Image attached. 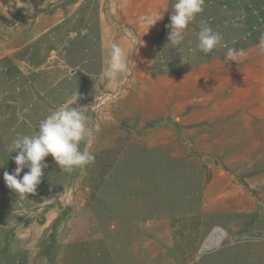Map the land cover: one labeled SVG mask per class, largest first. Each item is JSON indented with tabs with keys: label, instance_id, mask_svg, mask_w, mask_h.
I'll return each mask as SVG.
<instances>
[{
	"label": "rangeland",
	"instance_id": "374dc122",
	"mask_svg": "<svg viewBox=\"0 0 264 264\" xmlns=\"http://www.w3.org/2000/svg\"><path fill=\"white\" fill-rule=\"evenodd\" d=\"M121 1L0 0V257L28 244L35 263L67 264V256L76 250L66 245L75 237L79 243L86 241L77 250L80 257L96 255L91 242L99 241L117 264H264V51L260 44H249L235 60L226 57L233 38L254 29L264 34V0L258 1L257 14L233 6L248 0H205L204 12L176 47L169 44L166 27L175 0H136L126 9ZM162 12L154 25L143 22ZM54 14L55 21L68 24L52 31L46 19ZM102 19L136 44H157L163 77L148 91L149 99L132 108L134 119L147 115L146 124L132 132L120 128L125 135L120 152L103 159L105 164L84 168L80 177L85 180L75 197L78 206L49 195V190L62 191L68 179L51 155L45 158L48 167L35 193L11 190L4 172L12 174L17 167L12 141L17 134L37 132L40 122L30 120L28 110L46 113L49 105L60 107L48 104L55 97L51 86L64 84L49 68L63 71L61 62L71 63L69 51L60 47L65 33L84 27L92 33ZM201 21L223 37L221 46L207 56L196 48ZM35 42L30 51L35 66L20 74L7 65L13 51ZM203 58L204 66L187 65ZM29 72L34 85L19 95L16 88L24 85ZM35 96L37 103L47 104H28ZM114 99L110 103L123 100L125 109L130 107L128 92L119 89ZM109 106L97 109L98 120L110 115ZM120 119L111 123L120 127ZM48 170L54 172L47 175ZM94 179L99 181L95 184ZM50 207L59 211L47 221ZM78 212L79 226L72 225Z\"/></svg>",
	"mask_w": 264,
	"mask_h": 264
},
{
	"label": "crops",
	"instance_id": "0c3cea01",
	"mask_svg": "<svg viewBox=\"0 0 264 264\" xmlns=\"http://www.w3.org/2000/svg\"><path fill=\"white\" fill-rule=\"evenodd\" d=\"M140 1L141 0H137V2ZM211 1L213 3L217 2V0H211ZM258 1L259 0H248L247 2L246 1L234 2L233 6L235 7L236 4H239V9H246L247 12L249 13L252 12V14H257L256 10H258L259 12V10L261 9V4ZM121 2H122L121 4H123L125 7L124 9H126L127 7L131 8L130 3H132L133 5L134 3H137L136 0H122ZM151 9H154V6H151ZM55 16L56 15L54 14L50 20L46 19L47 22L49 21L48 26L51 27L50 29L52 31L55 28L57 30L58 29L60 30V28H63L66 24H68V20L67 22H63V19L55 21ZM251 18L254 17L251 16ZM98 19L100 18L98 17ZM62 22L63 24L61 25L60 23ZM241 24H247V23L242 21ZM95 27H96V31L92 33H90V30L92 29L91 27L89 28L84 27L85 29L82 28L80 30L71 28L69 32L65 33L66 38L65 39L63 38L62 39L63 41H61V44L60 43L59 44L61 49H64V53L69 51L68 60L71 63L69 64V63L61 62V67L62 65L64 67L63 71L60 69H57L58 71H56L55 69L49 68L50 72L52 73L55 72L60 74L64 84L60 88H55L51 86L52 89L51 94L54 95L55 97H52L51 102L49 101L48 104H54L56 106H67L71 101L73 95L78 92L79 99L77 101V105L85 106V109L87 110L88 115L90 117V126H92L95 130V140L93 141V143L89 146L86 145L84 142H82L80 145L81 150H88L95 156V162L92 164H96V163L105 164V162L102 163L103 159L111 160L112 157L117 152H120V147L125 137L124 132L120 128H123L124 130L128 129L130 132H132L134 130L137 131V129L141 130V128L146 124V122L144 121H147L146 119L147 115H145L144 118L141 116L140 119H134L133 118L134 113L132 112L133 111L132 108L135 105H138V103H140L141 101H143V99L144 100L149 99L148 97L150 96L148 94V91H150L153 88L152 86H154V84L158 83L161 77H163L162 74L164 73V70L162 71V68L158 65L160 60H158V56H157L158 53L157 44L156 46H152V44L148 42L141 43L140 45L139 43L136 44L134 42L135 39H133V37L131 36L129 37L127 33H122L118 31L116 32V30L112 29L109 23L108 22L106 23L105 20L103 19L99 20V24H97L96 22ZM241 36L243 38H239V37L236 39L233 38L232 39L233 45L228 48L234 50V56L237 53L243 51L242 49H246L244 46H248L249 44L251 46L259 45V44L261 45V40L262 38H264V34H260L255 29L254 31H251V33H246V35L244 36L242 34ZM85 38L87 39L85 40ZM35 41H39V40H35ZM110 43L119 44L127 51L129 56V64L131 68V71L127 74V76H125L121 80L119 87L115 89L108 88L106 86L107 81L101 79V73L105 67V60L108 56ZM31 47H37V42L27 46L26 49L13 51L12 54L13 59L11 60V58H8V60H6L8 63L7 65H11V69L13 67L14 68L17 67L19 69L20 74L22 72L25 73V70L29 68L28 66H30L31 68L32 66H35L36 64H33L35 62L34 60L31 59L30 56V51L32 49ZM226 49L227 48H225V50ZM158 50H159V46H158ZM84 53H88L86 59L84 57ZM226 57L229 58L227 56V52H226ZM205 62L206 61L203 58L198 62L190 61L189 64L187 65L192 66V68L190 69H193L194 67H198L202 65L204 66ZM17 64L19 65L17 66ZM156 65L159 66V69H154V66ZM41 66H42L41 71L45 73L46 71L43 70L45 69V67L43 65ZM29 75L30 72L26 76ZM79 75L81 78H79ZM32 78H33L32 76H29L27 80L24 79L23 81L24 85L16 88L17 91L21 90V93L19 95H21L22 92L23 95L27 94V92H25L24 89H27V87L28 88L33 87L34 85L33 82L35 79ZM82 80L83 82H81ZM85 80H89L90 82L87 81V84H85L84 83ZM44 83L45 82H43V84ZM47 85L48 83H45L46 87ZM119 89H121L122 92L124 93L125 91L128 92V95L130 96V100H131V102L129 101L130 107L127 110L124 107L123 100H120L117 105L115 103L114 104L110 103L112 101H116V99H114V96L116 92L119 91ZM83 91H86L85 94H81V92ZM40 98L43 99V96H40L39 99ZM29 99L30 100L28 104H38V103L47 104V102L46 101L43 102V100L37 103L36 96L35 98L32 99L29 98ZM139 99L140 101L138 102ZM105 104L111 105L109 106L110 115L109 116L105 115V117L103 118L100 117L99 118L100 120L104 119V121L101 122L96 118V116L98 115L97 112H99L97 109L100 110L102 109L104 111L105 108H102L100 106H103ZM50 110H53L52 108H50V105L46 110V113L45 112L43 113L40 109L39 111L29 109L28 111H30V114L28 115V117L30 120H34L35 122L36 121L41 122V120H43L47 116ZM125 111H127L126 114ZM150 112L152 113L153 111L151 110ZM43 115L45 116L43 117ZM21 116L19 118H21ZM118 119L121 120L120 127L117 126L116 124L115 125L112 124L115 120ZM36 130L37 129H35V131ZM120 131L123 135L120 133ZM120 135H122V137H120ZM84 168L75 169L70 173L62 172V170H60L61 174L65 173V178L66 177L68 178L64 182L65 187L63 188L62 186H60V188H62V191L56 194H52L51 193L52 191L49 190V195L54 196V198L58 197L57 200L59 201L63 199L66 201L70 200L72 201L73 205L78 206L79 198H75V197H79V186L82 185V183H84L85 180V177H80L81 174H85ZM51 171L52 170L50 171L48 170L47 175H50L52 172H54ZM63 181L64 180H62V182ZM94 181L96 184V182H98L99 180L94 179ZM71 194H73L74 197ZM86 195H89L87 191H85L84 196L86 197ZM48 198H51V196H48ZM72 203L68 205L70 206L72 205ZM49 210L50 212L47 221L49 219L51 221L53 218H56L58 215L57 213L59 211L58 209L52 207H50ZM77 211H79V209ZM73 219L75 220L72 225L79 226V212ZM47 221L45 217L44 227L49 225V222ZM31 228L33 229V227ZM73 235H75V233ZM85 242L86 241H81L79 243V241H77L75 237L72 238L71 242L69 239V243L66 245V248L69 247L68 250L75 249L76 254L72 251L71 253L75 255L67 256V264H117V262H115V259L109 254L108 248L99 241L91 242V246L97 250L96 255L80 257L77 250L79 251V247H82V245H84ZM104 247L105 249L103 250ZM33 249H34L33 247L29 248L27 244L26 246L22 247L20 251L15 250L14 252H11L10 255L6 256V258L3 260L0 257V263L1 264H37L34 262V259L32 258L34 256Z\"/></svg>",
	"mask_w": 264,
	"mask_h": 264
},
{
	"label": "clouds",
	"instance_id": "9594fccd",
	"mask_svg": "<svg viewBox=\"0 0 264 264\" xmlns=\"http://www.w3.org/2000/svg\"><path fill=\"white\" fill-rule=\"evenodd\" d=\"M205 0H175L170 23L168 40L173 47L179 46L185 39V31L204 12ZM163 13L143 18L148 26L163 18ZM222 34L215 31L207 22L201 21L196 33V48L207 56L222 44ZM168 44V45H169ZM264 51V38L261 40ZM227 56L233 60L234 50L229 49ZM131 71L127 51L119 44L110 43L105 67L101 79L106 80L110 89L118 88L121 80ZM78 92L67 106L53 109L39 123L34 134H17L11 145V153L17 152L14 172H4V181L8 188L19 194L35 193L44 176L43 169L48 167L45 158L51 155L62 172H72L95 162V156L88 150H81V143L91 145L95 140V130L90 126V117L85 106H78ZM27 168L22 178L21 172ZM251 238V237H250Z\"/></svg>",
	"mask_w": 264,
	"mask_h": 264
},
{
	"label": "water",
	"instance_id": "95a60500",
	"mask_svg": "<svg viewBox=\"0 0 264 264\" xmlns=\"http://www.w3.org/2000/svg\"><path fill=\"white\" fill-rule=\"evenodd\" d=\"M249 237H251V238H260L261 236L260 235H250Z\"/></svg>",
	"mask_w": 264,
	"mask_h": 264
},
{
	"label": "bare ground",
	"instance_id": "6f19581e",
	"mask_svg": "<svg viewBox=\"0 0 264 264\" xmlns=\"http://www.w3.org/2000/svg\"><path fill=\"white\" fill-rule=\"evenodd\" d=\"M208 245H210V244H208ZM211 246V245H210ZM210 246H208L207 248H210ZM205 250H209V249H205Z\"/></svg>",
	"mask_w": 264,
	"mask_h": 264
}]
</instances>
